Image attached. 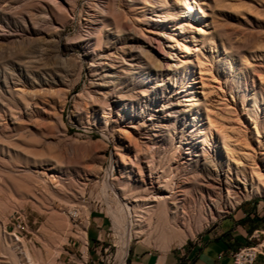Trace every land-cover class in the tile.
Instances as JSON below:
<instances>
[{
  "label": "rangeland",
  "instance_id": "1",
  "mask_svg": "<svg viewBox=\"0 0 264 264\" xmlns=\"http://www.w3.org/2000/svg\"><path fill=\"white\" fill-rule=\"evenodd\" d=\"M191 3L202 22L177 0H0V264H69L92 214L112 222L96 264L120 263L122 198L131 247L156 250L264 200V0Z\"/></svg>",
  "mask_w": 264,
  "mask_h": 264
},
{
  "label": "crops",
  "instance_id": "2",
  "mask_svg": "<svg viewBox=\"0 0 264 264\" xmlns=\"http://www.w3.org/2000/svg\"><path fill=\"white\" fill-rule=\"evenodd\" d=\"M111 219L92 214L86 227L87 254L73 255L69 264H96L111 231ZM264 233V200L235 208L198 238L188 242L160 245L163 250L133 244L125 264H234L233 253L250 244L249 238ZM264 236H260L263 238ZM172 245H182L171 248ZM83 262V263H82ZM67 264V263H65ZM256 264H264L261 251Z\"/></svg>",
  "mask_w": 264,
  "mask_h": 264
},
{
  "label": "bare ground",
  "instance_id": "3",
  "mask_svg": "<svg viewBox=\"0 0 264 264\" xmlns=\"http://www.w3.org/2000/svg\"><path fill=\"white\" fill-rule=\"evenodd\" d=\"M66 1V0H65ZM181 5H182V8L183 10H185L186 12L190 13L191 11H193V9L196 10V17H194V22H202L203 21V17L204 15L201 13V11L192 5V1L193 2H196L198 3V0H177ZM61 5H63L62 2H59ZM186 12H183L184 14H181L179 17L180 18H183L185 17V13ZM158 23H165V19L164 17H161V16H158ZM148 20L150 21H155L156 19L153 18V17H150ZM157 21V20H156ZM91 25H94V23H90ZM204 26L206 25V22L205 24H203ZM203 26V28H204ZM192 27L195 28V24H192ZM60 28V27H59ZM85 28V27H84ZM89 28V27H88ZM177 29H174L175 31L178 30V33H176V35L179 37L183 34V26L180 24L178 27H176ZM185 28V27H184ZM203 28H201L203 30ZM180 30V31H179ZM185 30V29H184ZM188 30V29H187ZM186 30V31H187ZM43 31V30H42ZM204 31V30H203ZM189 33V31H188ZM193 36V35H192ZM63 38V37H62ZM189 38V37H188ZM54 39V38H53ZM57 39V38H56ZM184 40V38H183ZM189 40V39H188ZM187 41V40H186ZM61 50V49H60ZM188 53L191 52V51H187ZM173 53V52H172ZM91 58V57H90ZM25 77V76H24ZM114 77V74L113 72H109L107 75H106V78H112ZM153 85V84H152ZM18 88V87H17ZM19 89V88H18ZM185 102L187 103L186 106H188V112H190L193 108V99L191 98V95H187L186 98H185ZM236 102V101H235ZM163 107L165 108V106L163 105ZM154 111V110H153ZM110 112V111H109ZM146 113V112H145ZM163 113V112H162ZM160 114V113H159ZM190 115V114H189ZM134 119V118H133ZM162 122V121H161ZM162 125H157V127H161ZM248 127V126H247ZM250 129V128H249ZM197 136H200V137H204L205 135L198 132L197 133ZM217 139V138H216ZM206 145V142H204V146ZM187 154H191V149H189L188 151H185ZM206 151H204L205 153ZM208 152H206L205 154V157L207 158L208 157ZM135 156V155H134ZM122 162L123 163H127V160L125 158L124 155H122ZM112 170L114 171V165H112ZM137 171V170H136ZM175 173V172H174ZM51 177H53V175H50ZM108 178L110 179L109 175L107 174ZM140 178V177H139ZM52 179V178H51ZM151 180V179H150ZM177 181V180H176ZM147 182V181H146ZM148 183V182H147ZM207 183V182H205ZM213 183V182H212ZM150 185V184H149ZM214 189L216 190H219L221 192L223 191H227L230 195H236L240 189H241V185L240 183H231L230 180H224L220 175H218L217 177V184H214ZM110 190H114L119 196L120 193H119V190L118 188H116V186L113 184V186H107V189L106 191L109 192ZM106 192V193H107ZM241 194V193H240ZM244 194V193H243ZM172 195V194H171ZM171 198V196H168V195H165L163 193H157L156 195H154L150 200V204L147 206V209H150V208H154V207H157V206H160L162 205L164 202L167 201V199ZM108 200V199H107ZM123 200V198H122ZM120 201L121 202V209H118L115 211L114 213V220H115V225H117L118 227V230L122 233L121 234V241L123 244V258L121 259L120 263L119 264H125L126 262V258H127V255L129 254V250H130V247H131V242L133 241L134 239V236H135V217H137V214H135V210L133 209L132 205L129 206V204L125 201ZM155 203H158L159 205L155 204ZM119 206V205H118ZM119 208V207H118ZM213 209V208H212ZM77 214V213H76ZM149 216V213H144L142 216H141V219H147ZM80 218V217H79ZM65 224V223H64ZM45 231V230H44ZM74 235V234H73ZM185 241V238L183 237V240L181 242H184ZM133 243V242H132ZM121 244V243H120ZM259 249H264V242L260 245ZM122 252V250H121ZM53 258V257H52ZM28 263L29 264H39V263H36L34 261V259L32 257H29L28 258ZM52 263V262H51Z\"/></svg>",
  "mask_w": 264,
  "mask_h": 264
},
{
  "label": "built area",
  "instance_id": "4",
  "mask_svg": "<svg viewBox=\"0 0 264 264\" xmlns=\"http://www.w3.org/2000/svg\"><path fill=\"white\" fill-rule=\"evenodd\" d=\"M264 236V233H260L258 236H252L249 238L250 244L240 248L238 251L233 253L234 264H256L261 251L264 249H259L261 245L260 236ZM106 255L104 257L107 264H119L113 254L110 252L109 248L105 249ZM109 252V253H108Z\"/></svg>",
  "mask_w": 264,
  "mask_h": 264
}]
</instances>
